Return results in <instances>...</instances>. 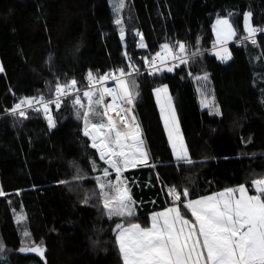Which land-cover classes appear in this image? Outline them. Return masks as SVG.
Here are the masks:
<instances>
[{
  "label": "trees",
  "instance_id": "16d2710c",
  "mask_svg": "<svg viewBox=\"0 0 264 264\" xmlns=\"http://www.w3.org/2000/svg\"><path fill=\"white\" fill-rule=\"evenodd\" d=\"M249 12L251 25L264 29V0H125L121 40L111 0H0V264H123L116 224L148 227L151 213L173 205L170 189L180 202L241 185L255 193L252 182L264 179V31L256 44L246 39ZM220 18L235 31L226 63L214 54ZM179 43L188 64L156 75L144 71L145 58L162 53L164 44L178 52ZM129 65L139 69L133 108L153 166L122 172L135 216L109 218L95 196L85 203L108 165L83 135L72 99L79 94L87 105L90 71L98 78L127 73ZM205 74L219 115L198 101L193 77ZM72 79L77 92L62 97L58 108L49 106L55 127L42 107L29 109L27 119L10 114L19 100L54 98L55 86ZM163 85L191 164L174 159L153 94ZM108 178H117L112 169ZM29 246L43 256L21 251Z\"/></svg>",
  "mask_w": 264,
  "mask_h": 264
},
{
  "label": "snow or ice",
  "instance_id": "6c2138e0",
  "mask_svg": "<svg viewBox=\"0 0 264 264\" xmlns=\"http://www.w3.org/2000/svg\"><path fill=\"white\" fill-rule=\"evenodd\" d=\"M114 2L119 13L125 6V0ZM251 18L250 12L244 14V27L248 33L246 39H251V42L256 44L254 39L256 33L264 29L253 27ZM115 23L121 26L120 38L123 40L125 33L122 20L117 18ZM216 25L218 41L223 39L226 42L229 37L235 36L228 19H217ZM140 47H145L142 37ZM178 48L179 51L174 52L168 44H164L162 46L164 55L156 54L160 59V66L150 63L145 58V65H150L148 74L173 72L176 68L188 64L189 58L182 55L185 45L179 43ZM192 55L195 57L197 53ZM216 55L222 61L231 58L227 49H224L223 55L219 52ZM169 59L172 61L170 65ZM129 69L127 73L124 69H119V75L115 77L108 73L98 78L90 71L89 90L83 92V97L88 102L87 106L82 103L79 94L72 99L77 118L83 121V135L90 138L91 147L99 151V159L108 165L103 169V177L109 176L110 169L115 170L117 174V183L97 180L99 191L91 196L87 194L85 196V203L93 201L95 196L93 202L102 204V210L109 218L127 219L135 216L134 201L127 186L120 179L122 172L139 166H153L149 165L148 154L143 148V141L139 138L140 129L136 118L134 115L130 117L137 94V85L133 77L139 73V69L133 65H129ZM2 71L3 68L0 66V72ZM109 79L118 81L115 88L102 87L95 92L91 90L97 80L103 83ZM198 79L207 82L208 76L205 74ZM76 85L75 79L64 85L58 83L54 89L55 99L45 100L43 97L39 101L36 98L21 99L10 110V114L27 119V109L41 111L42 106L48 125L53 128L55 123L48 114L50 104H55L58 108L62 97L75 91ZM154 92L174 159L191 164L189 153L180 135L168 86L157 87ZM106 97H111V102L105 103ZM38 104L40 106H37ZM110 113H114L115 116ZM76 179H83L79 172ZM252 184L255 195H249L248 189L241 185L183 203L182 207L190 212L194 220L185 218L181 207L172 206L153 214L150 227H141L140 224L130 221L127 227L117 223L115 239L122 254L123 264H264V179L254 180ZM168 194L172 196L173 205L180 200V193L175 188L170 189ZM0 195L3 193L0 192ZM183 196H189L187 189L183 190ZM27 235L25 233V236ZM21 251L35 252L43 256V251L38 246L22 248Z\"/></svg>",
  "mask_w": 264,
  "mask_h": 264
},
{
  "label": "rangeland",
  "instance_id": "374dc122",
  "mask_svg": "<svg viewBox=\"0 0 264 264\" xmlns=\"http://www.w3.org/2000/svg\"><path fill=\"white\" fill-rule=\"evenodd\" d=\"M111 3H112V6H113V9H114V14H115V21H116V19L117 18H120L121 20H122V17H121V12H122V10L124 9H122L119 13H117V11H116V8H115V2H114V0H111ZM220 19H228V18H220ZM216 22H217V20L215 21V23H214V25H213V33H214V36H215V42H214V44H213V46H214V54L216 55V53H220L221 55H223V52H224V49H227V51H228V53L230 54V57H231V53H230V50H229V48H228V45L230 44V43H232L233 42V40H234V36H232V37H229L228 39H227V41L226 42H224L223 41V39H221V40H219L218 41V39H217V34H216ZM230 22V21H229ZM231 24V23H230ZM119 27V30H120V27L121 26H118ZM122 27H123V23H122ZM233 28V27H232ZM234 30V29H233ZM248 34V33H247ZM139 43H141V38H140V40H139ZM143 43H144V41H143ZM177 50H179V48L177 49ZM174 52H176L175 50H173ZM162 55H164L163 54V52L161 53ZM170 55V54H169ZM216 58L220 61V62H222V63H226V62H228L230 59H228V60H226V61H222L221 59H219V57L216 55ZM112 75L115 77V76H118L119 74H116V73H112ZM204 75H199V76H196V77H193V80H194V83H195V87H196V91H197V96H198V101H199V103H200V106H201V108L202 109H204V110H207L210 114H212V115H219V114H217V112L218 113H220L219 112V106H218V104H217V102H216V99H215V95H214V90H213V87H212V84H211V82H210V80H209V78H208V80H207V82H205V81H203L202 79H198V77H203ZM97 83V82H96ZM96 83L94 84V85H96ZM116 83H118V81L116 80V79H109V80H107V81H105V82H103V83H101V82H99L96 86H94L95 88H93L92 89V91H96L97 89H100V87H109V86H111V85H114V84H116ZM95 98V97H94ZM87 106V105H86ZM172 107L174 108V105H172ZM86 110V109H85ZM175 110V109H174ZM132 111H133V114H134V116H135V118H136V120H137V124L140 126V124H139V122H138V119H137V116H136V114H135V111H134V108H132ZM175 115H176V113H175ZM176 119H177V116H176ZM177 122H178V119H177ZM178 126H179V124H178ZM179 131H180V129H179ZM167 132V131H166ZM180 135H181V137H182V139H183V142H184V138H183V135H182V133H181V131H180ZM143 136H142V133H141V135H140V138H141V140L143 141V138H142ZM90 139V138H89ZM143 143H144V141H143ZM90 144H91V140H90ZM184 145H185V143H184ZM186 147V146H185ZM143 148H144V144H143ZM187 149V148H186ZM97 150V149H96ZM144 150H145V148H144ZM146 151V150H145ZM97 152H98V154H99V151L97 150ZM113 172L115 173V170H113ZM117 175V174H116ZM121 179V178H120ZM100 180L101 181H104V180H109V178L108 179H106L105 177H101L100 178ZM122 180V179H121ZM112 183H117V178L116 179H114V180H110ZM123 181V180H122ZM246 188V187H245ZM247 189V188H246ZM224 191V190H223ZM220 192H222V191H220ZM220 192H217V193H220ZM217 193H214V194H217ZM214 194H211V195H214ZM248 194L249 195H255L256 193H254V194H252V193H249V191H248ZM208 196V195H207ZM203 197H206V196H203ZM200 198H202V197H200ZM197 199H199V198H197ZM184 202H177L174 206H179V207H181V212H182V215H184L185 216V218H187V219H191V220H194V218L193 217H191V215H189V213H188V211L186 210V209H184L183 207H182V204H183ZM133 208H134V212H135V204L133 205ZM142 227V226H141ZM148 227H150V223H149V226ZM33 253H35V252H33ZM35 254H37V253H35ZM37 255H39V254H37ZM122 255V254H121Z\"/></svg>",
  "mask_w": 264,
  "mask_h": 264
},
{
  "label": "built area",
  "instance_id": "2783aa9c",
  "mask_svg": "<svg viewBox=\"0 0 264 264\" xmlns=\"http://www.w3.org/2000/svg\"><path fill=\"white\" fill-rule=\"evenodd\" d=\"M258 34V32L256 33V35ZM256 35H255V37H256ZM179 51V50H178ZM183 56H185V57H190V54H188V53H186L185 51H184V53L182 54ZM153 58H155V59H153ZM149 61H150V63H152V64H156L157 66H160V59L158 58V57H156V56H151L149 59H148ZM172 63V61L169 59V65ZM149 68H150V65L149 66H146V65H144V71H146V72H148L149 73ZM164 71H161V72H158L157 74H160V73H163ZM99 83V81L97 80V83H96V85ZM96 85H92V86H96ZM112 86H114V85H111V86H109L108 88H111ZM102 87H100V89H101ZM86 90H89V88L88 89H86ZM75 92H77V90H75V91H73V92H71L70 94H74ZM69 94V95H70ZM52 99H55V97L54 98H52ZM37 101H39V99H36ZM45 100H48V99H45ZM18 102H20V100L18 101ZM17 102V103H18ZM105 103H106V101H105ZM51 105V104H50ZM14 106H15V104H14ZM13 106V107H14ZM37 106H40L39 104L37 105ZM42 107V106H41ZM29 109H27V111H28ZM139 129H140V135H141V133H142V131H141V128H140V126H139Z\"/></svg>",
  "mask_w": 264,
  "mask_h": 264
},
{
  "label": "crops",
  "instance_id": "0c3cea01",
  "mask_svg": "<svg viewBox=\"0 0 264 264\" xmlns=\"http://www.w3.org/2000/svg\"><path fill=\"white\" fill-rule=\"evenodd\" d=\"M213 35H214V33H213ZM214 42H215V36H214ZM162 52H163V50H162ZM163 54H164V52H163ZM156 89V88H155ZM153 94H154V97H155V101H156V104H157V107H158V109H159V113H160V106H159V104L157 103V99H156V95H155V92H154V90H153ZM160 118H161V121H162V124H163V126H164V122H163V119H162V117H161V114H160ZM165 128V127H164ZM144 144V143H143ZM144 148H145V150H146V147H145V144H144ZM148 160H149V157H148ZM185 198H187V197H185ZM195 200V199H194ZM188 201V200H187ZM187 201H184V203H187ZM172 206H174V205H171V206H169V207H172ZM177 206V205H176ZM168 208V207H167ZM167 208H165V209H163V210H161V211H164V210H166ZM157 212H160V211H157ZM157 212H154V213H151L150 214V226H151V217H152V215L153 214H155V213H157ZM189 213V215H191L190 214V212H188Z\"/></svg>",
  "mask_w": 264,
  "mask_h": 264
},
{
  "label": "bare ground",
  "instance_id": "6f19581e",
  "mask_svg": "<svg viewBox=\"0 0 264 264\" xmlns=\"http://www.w3.org/2000/svg\"><path fill=\"white\" fill-rule=\"evenodd\" d=\"M117 84V83H116ZM116 84H114V87L113 88H115L116 87ZM105 101H106V103H108V102H111V97H106L105 98ZM110 115H113V116H115V114L114 113H110ZM132 115H134L133 114V111L130 113V117L132 116ZM117 123H119V120H118V118H117ZM136 123H137V120H136ZM139 138H140V136H139ZM141 139V138H140Z\"/></svg>",
  "mask_w": 264,
  "mask_h": 264
},
{
  "label": "water",
  "instance_id": "95a60500",
  "mask_svg": "<svg viewBox=\"0 0 264 264\" xmlns=\"http://www.w3.org/2000/svg\"><path fill=\"white\" fill-rule=\"evenodd\" d=\"M114 86H112L111 88H113Z\"/></svg>",
  "mask_w": 264,
  "mask_h": 264
}]
</instances>
